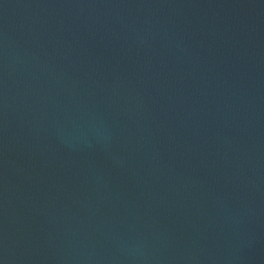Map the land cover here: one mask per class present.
<instances>
[{"label": "water", "instance_id": "1", "mask_svg": "<svg viewBox=\"0 0 264 264\" xmlns=\"http://www.w3.org/2000/svg\"><path fill=\"white\" fill-rule=\"evenodd\" d=\"M0 264H264V0H0Z\"/></svg>", "mask_w": 264, "mask_h": 264}]
</instances>
